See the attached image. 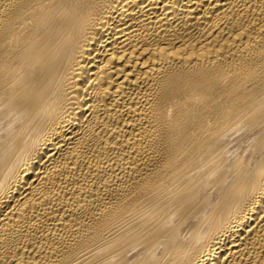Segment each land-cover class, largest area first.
Returning a JSON list of instances; mask_svg holds the SVG:
<instances>
[{
  "label": "bare ground",
  "instance_id": "bare-ground-1",
  "mask_svg": "<svg viewBox=\"0 0 264 264\" xmlns=\"http://www.w3.org/2000/svg\"><path fill=\"white\" fill-rule=\"evenodd\" d=\"M0 264H264V0H0Z\"/></svg>",
  "mask_w": 264,
  "mask_h": 264
}]
</instances>
